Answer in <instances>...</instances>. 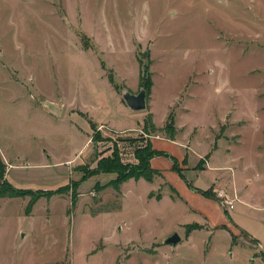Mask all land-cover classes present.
I'll use <instances>...</instances> for the list:
<instances>
[{
  "label": "rangeland",
  "instance_id": "obj_1",
  "mask_svg": "<svg viewBox=\"0 0 264 264\" xmlns=\"http://www.w3.org/2000/svg\"><path fill=\"white\" fill-rule=\"evenodd\" d=\"M140 65L154 82L144 111L153 95L155 120L170 105L173 127H151L148 112L142 131L112 138L90 117L136 122L122 93L144 89ZM174 116L199 124L204 143L216 133L235 144L237 182L264 206V0H0V264H264L248 234L196 230L187 241L197 216L149 198L154 184L121 191L117 172H92L116 150L136 163L146 141L133 137L171 136ZM66 186L30 208V195H7ZM173 232L182 239L165 243Z\"/></svg>",
  "mask_w": 264,
  "mask_h": 264
},
{
  "label": "crops",
  "instance_id": "obj_2",
  "mask_svg": "<svg viewBox=\"0 0 264 264\" xmlns=\"http://www.w3.org/2000/svg\"><path fill=\"white\" fill-rule=\"evenodd\" d=\"M150 95H152V93ZM119 100L122 102L120 96ZM169 106L164 119L160 122L155 120L156 112L154 110L153 95L149 102V108L146 109L148 111L137 110L141 112L136 116L135 123L118 124L115 120H110V118L99 121L94 120L92 117L90 118L92 123L103 126L108 129V131L115 132L117 135L125 133L130 134L131 132L143 130L144 118L148 112L151 114L153 125L157 128L164 126L163 124L170 110ZM187 111H189V109H187ZM176 113L180 114L179 111H176ZM174 119L176 131L172 137L161 136V134H154L153 132L152 136H149V139H134V141L138 142L150 140L154 148L160 151L163 150V152L167 154L155 155L150 160L151 166L159 171V173L154 175L152 180L143 177L139 179L131 177L127 180H145L150 184H154L155 188L148 192V197L149 194L152 195V192H157V190H159L158 193H160V195H158V198L155 197V195L149 198H154L155 201L161 202L165 196H169V200L181 206L184 212L197 216L198 219H194L193 222H197L201 227L193 228L191 233L188 234L187 241L196 230L205 231L208 235L211 231H215V233L218 231H226L229 235L231 230L234 235H237V233L248 234L253 239H256L258 246L264 250L263 241L259 238L256 230H253L249 226V222L247 223L248 220L246 218L247 216L253 217L252 215H257L264 225V206L253 205V202L246 198V196L250 194L247 193V185L242 187L237 182V170L234 163L235 158L233 159L230 155L231 148H233L235 144L229 143L225 137L218 138L216 133H213L212 141L207 140V142L204 143L198 136L201 129L199 124L186 123L180 125L178 124V116H174ZM89 127L91 131L93 127L90 121ZM89 132L85 141L86 143H84L81 151H84L85 148L90 145L88 144L90 137ZM221 151L227 154V156L219 155ZM72 159L73 158H71V160ZM174 160H176V165ZM174 166H176V168H174ZM223 174H227L228 178L221 179ZM125 181L119 184L121 191ZM211 187H214V189L225 188L229 197L236 199L234 201V207L232 209L227 208L225 205L223 207L218 200L209 196L207 197L200 191V189L207 190V188ZM238 202L243 205V212L234 211ZM225 209H227V213ZM193 222H189V224ZM224 224H226L227 227H225ZM215 226H218V228L213 229Z\"/></svg>",
  "mask_w": 264,
  "mask_h": 264
},
{
  "label": "trees",
  "instance_id": "obj_3",
  "mask_svg": "<svg viewBox=\"0 0 264 264\" xmlns=\"http://www.w3.org/2000/svg\"><path fill=\"white\" fill-rule=\"evenodd\" d=\"M149 66L147 68H145V66H141L140 65V76H139V80H140V86L144 87V89L146 90V95L149 93L150 87L153 85V80L150 79L151 73ZM147 73V80L148 82H146L145 78H144V74ZM112 78V77H111ZM148 97V95H147ZM146 118H144V125L146 123ZM150 122L149 125H151V127H155V125H153L152 121H151V115H150ZM91 126L93 127V130L95 131L92 134V140L93 138L98 139V135L96 134V128H94V126L91 124ZM146 126V125H145ZM169 125H167L166 127L164 126L163 128H167ZM147 127V126H146ZM169 127H173L172 125ZM156 129V128H155ZM174 130L171 133V137L173 136ZM139 137H133V139H137ZM123 138H119V140H122ZM161 154H165L167 155L165 152H163V150H157L156 148H154L150 142V140H147L145 142V145L136 148L135 150V156L137 159L136 163H132L131 165L129 164H124L120 161V156L118 155V151L116 150L113 154V158H109L108 156H103L99 159L98 163H97V167L92 171V172H100V171H107V172H117V177L116 179L113 181V183L115 184V186H119V184L122 181H125L131 177H135V178H140L143 177L145 179L148 180H152L153 176L158 174L159 171H157L156 169H154L151 166L150 160L153 156L155 155H161ZM170 156V155H169ZM172 157V156H170ZM175 165H176V160H174ZM174 168H176V166H174ZM3 170L0 169V178H2L3 176ZM91 172V170H90ZM87 176V174H85ZM85 176L82 177V180H85ZM68 186L66 187H59L53 191H49V192H43L39 195H37L36 193L32 192V191H21V190H17L14 188H10L9 189V193L7 194L10 197H18V196H23V195H30L31 198L29 200L28 203V208H30L34 202L39 198V196L42 195H46V196H51L53 194H60L62 192L65 191V189H67ZM201 193L205 196H209L213 199L219 200L221 201L217 196H216V192L214 191V187L211 188H207V190H201ZM44 195V196H45ZM225 212L227 213V209H225ZM195 227H200L199 224H193V226H189L187 229L188 230H192Z\"/></svg>",
  "mask_w": 264,
  "mask_h": 264
},
{
  "label": "water",
  "instance_id": "obj_4",
  "mask_svg": "<svg viewBox=\"0 0 264 264\" xmlns=\"http://www.w3.org/2000/svg\"><path fill=\"white\" fill-rule=\"evenodd\" d=\"M122 96L128 105L133 110H144V108L147 105V95H146V90L141 89L137 93L131 92V91H126L122 93ZM181 240V235L179 232H173L169 236H167L164 239L165 243L168 244H177L178 241Z\"/></svg>",
  "mask_w": 264,
  "mask_h": 264
},
{
  "label": "built area",
  "instance_id": "obj_5",
  "mask_svg": "<svg viewBox=\"0 0 264 264\" xmlns=\"http://www.w3.org/2000/svg\"><path fill=\"white\" fill-rule=\"evenodd\" d=\"M103 128V126H100ZM105 131H108V129H106L104 127ZM116 136H118L116 133L112 134L110 137L114 138ZM214 191L216 192V196L221 200L222 204H224L227 208L232 209L234 207V201L236 200L235 198H230L229 194L227 193V191L225 190V188H219V189H214Z\"/></svg>",
  "mask_w": 264,
  "mask_h": 264
}]
</instances>
